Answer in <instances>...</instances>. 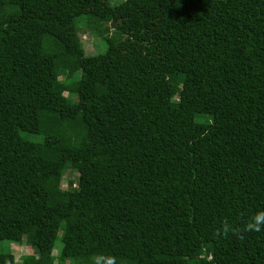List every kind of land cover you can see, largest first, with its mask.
Listing matches in <instances>:
<instances>
[{
  "label": "trees",
  "instance_id": "1",
  "mask_svg": "<svg viewBox=\"0 0 264 264\" xmlns=\"http://www.w3.org/2000/svg\"><path fill=\"white\" fill-rule=\"evenodd\" d=\"M260 210L264 0H0V241L34 248L0 264H264L215 234Z\"/></svg>",
  "mask_w": 264,
  "mask_h": 264
},
{
  "label": "rangeland",
  "instance_id": "2",
  "mask_svg": "<svg viewBox=\"0 0 264 264\" xmlns=\"http://www.w3.org/2000/svg\"><path fill=\"white\" fill-rule=\"evenodd\" d=\"M122 0H109L110 4H117L119 2H121ZM87 20V18L85 16H82L80 18H78L75 21V25L77 27H79V35L81 38V41L83 43V47L86 53L88 54H98L101 53L105 50L106 48V43L104 41L103 36L98 35L97 31L95 33H92V31L90 30V28L85 27L84 23ZM64 94H66V92H64ZM78 123L80 125H82L80 118L78 117ZM77 177V173L76 172H69L66 173L63 178L60 181V185L61 188L63 189H67L70 188L69 185V180H75ZM61 243L59 241L56 242V248L53 249V254H56V251L58 249V247H60ZM1 248H4L6 250H9L14 254L15 260L17 263L20 262L21 257L23 255H27V254H31L34 252V248L28 246L26 243H20V244H16V243H11V244H7L6 241H0V250ZM199 256V255H196ZM69 261H67L68 263Z\"/></svg>",
  "mask_w": 264,
  "mask_h": 264
},
{
  "label": "clouds",
  "instance_id": "3",
  "mask_svg": "<svg viewBox=\"0 0 264 264\" xmlns=\"http://www.w3.org/2000/svg\"><path fill=\"white\" fill-rule=\"evenodd\" d=\"M262 229H264V210L252 213L247 219L239 223L224 220L215 229V234L220 238H226L231 235L242 239L245 233H259ZM91 264H116V258L114 256L97 254L91 258Z\"/></svg>",
  "mask_w": 264,
  "mask_h": 264
}]
</instances>
